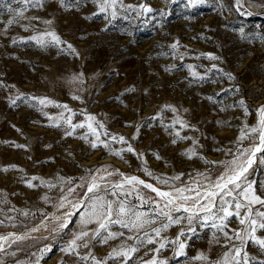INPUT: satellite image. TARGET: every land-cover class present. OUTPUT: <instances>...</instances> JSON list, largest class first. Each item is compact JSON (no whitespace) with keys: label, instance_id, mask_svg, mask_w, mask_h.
I'll return each mask as SVG.
<instances>
[{"label":"rangeland","instance_id":"1","mask_svg":"<svg viewBox=\"0 0 264 264\" xmlns=\"http://www.w3.org/2000/svg\"><path fill=\"white\" fill-rule=\"evenodd\" d=\"M102 3L0 0V264H264V205L240 189L215 197L216 217L245 205L221 231L208 213L174 210L195 200L165 208L126 181L174 196L195 189L184 195L207 203L229 162L249 158L240 153L259 144L250 129L264 106V0H116L101 12ZM252 160L238 183L264 199V150ZM106 202L129 227L99 228L92 206ZM249 208L254 233L239 223ZM134 213L154 222L132 227Z\"/></svg>","mask_w":264,"mask_h":264},{"label":"snow or ice","instance_id":"2","mask_svg":"<svg viewBox=\"0 0 264 264\" xmlns=\"http://www.w3.org/2000/svg\"><path fill=\"white\" fill-rule=\"evenodd\" d=\"M19 2V0H18ZM24 3H27L28 0H23ZM39 2V0H38ZM61 2L63 3V0H61ZM116 0H111V3H109V0H103V3L101 4L100 7V11L104 12L106 10L107 6H111V4H115ZM237 4H240V0H236ZM10 11H12L11 9H9ZM148 11H151V9H148ZM17 15L23 16V13H17ZM9 24L13 23V20H9L8 21ZM45 23H50V21H45ZM47 35L51 36L52 41H54L55 43L59 44L61 41L59 39V37L54 33H46ZM32 39L36 40L38 43H44L43 37H32ZM69 48H71V45H68ZM172 48H176L177 44H173L171 46ZM213 59H215V57H211ZM193 75L195 76L196 73H193ZM229 78H231L230 74H229ZM41 104L45 103V100H40ZM241 104H243V101H241ZM66 107V106H65ZM259 121H258V127H252L250 129L251 133H258V139H259V144L252 149H243V151L240 153L241 156H244L246 154L249 155V158L244 162V163H237V160H232L229 162V165H235L236 167H229L227 168V170L219 177V179L213 184L211 185V188L216 189V191H212L211 188L209 190H206L203 193V199L207 200V203H201V193L200 192H196V196H188V195H184L185 191L188 192H194L196 191L195 189H184V188H177L175 189V192L177 193V195H173L172 192H168V191H161L158 188L153 187L151 184H146L144 181L139 180L137 177H127L126 181L129 184L132 183H137V184H142L144 185V187L151 189L152 192H155L159 197H161L162 199H164L166 201L164 207L167 208L169 205H175L176 201L178 200H184V201H189V200H195V203L192 204L191 207H186L184 205H177L175 207V211H180L181 208H183L184 212H188V213H193V214H198V212L194 213V210L198 211H203L205 213H208L209 215L205 217V220L207 219H219L220 223L219 224H215L213 223V227L219 228L221 231H223L225 225V221L235 215L237 217L241 216L240 213V209L245 207L244 204H242L241 202L237 201L234 205L235 207V212L230 211V207H224L221 206L219 208V212L222 213V215L216 217L215 215L212 214V209L214 207H216V201H215V197L220 195V193H224L227 196H232L233 195V190L231 188H229V185L234 186L235 189H240L241 192L240 194L243 196L244 200H246L248 202V204H261L264 205V199H262L260 196L256 195L255 191L252 188L251 184H248L246 188H241V184L238 183V181L241 180V178L244 176V174L247 172L248 168L251 166L253 160L252 157L255 156V154L257 152H260L262 150H264V106H262L259 110ZM89 120H92L93 117H88ZM70 123V121H69ZM75 127H84V125H75L73 126V128ZM102 127V125H101ZM88 128L95 133V129L92 127L91 124L88 125ZM71 134V133H69ZM178 135V133H177ZM247 138L246 133L242 130L241 131V135L238 137V140H243ZM121 141L123 142V137L120 138ZM23 147V146H20ZM92 147H96V144L93 143ZM128 151H133V149L131 147L128 148ZM117 155H119V153H116ZM149 175H151V173H148ZM179 177H175V179H178ZM163 183H168L167 180L163 181ZM32 185L29 184V187H31ZM115 187L120 188L122 187V185H116ZM99 185L95 183V179L93 178V182L89 185L87 191L89 193L94 192L96 190H98ZM227 190V191H225ZM69 191H73L72 189H69ZM113 195H115V193H113ZM98 201H102L103 198L102 197H97L96 198ZM224 204H228V201H223ZM60 207H63V204L60 205ZM129 209H126L125 205L123 203H121L119 205L117 214L118 215H127L128 214ZM251 208L248 209V212L246 213V215L242 218H240L239 223L240 224H245L246 220L249 224V226L251 227L252 232H255V225L257 224L256 220L250 219L249 217L251 216ZM92 213L96 215V219L97 222L99 224V228L100 229H105L107 228V225L109 222L112 223H122V226L124 227H129V224L127 223H123L120 220H115L113 221L112 218V214H113V208H112V203L111 202H106V203H100L99 205L94 204L92 206ZM163 215L167 216L169 220H172V217L168 215L167 212H163ZM135 215V219L132 220L131 222V226L132 227H143L144 223H153L154 221H148V220H141V215L139 213H134ZM256 215L264 218V212H257ZM193 218V215H189L188 220L189 223H191V220ZM83 223H89V220H83ZM139 222V223H138ZM175 223H179V219L174 221ZM62 227H67V224H63L61 225ZM261 228H264V223H261L259 225ZM164 227H167V225H165ZM37 229H33V231H35ZM156 234L159 235L160 233V229H155ZM99 233H97L98 235ZM87 233H81L79 236L76 237V239H81L83 236H86ZM110 235H114V234H110ZM224 235L227 237L228 234L227 232L224 233ZM237 238H240V234L237 233ZM255 238V237H253ZM0 239H6L4 237H0ZM16 239H23V237H19L17 236ZM150 243L152 241H149ZM257 243H259L262 247H264V240H257ZM75 246V240L72 242V247ZM85 247H87V245H84ZM161 248L164 247L163 244L160 245ZM184 245L181 243L180 244V249L183 250ZM131 251H135V249H131ZM116 255H120L121 253H115ZM127 253H125L126 255ZM240 255V250L237 249L236 250V256ZM202 258V257H201ZM153 264H155V262H153Z\"/></svg>","mask_w":264,"mask_h":264}]
</instances>
